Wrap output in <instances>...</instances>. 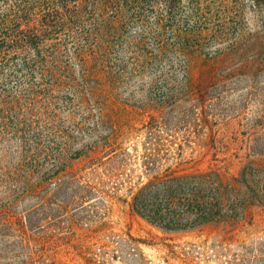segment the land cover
<instances>
[{"label": "rangeland", "instance_id": "rangeland-1", "mask_svg": "<svg viewBox=\"0 0 264 264\" xmlns=\"http://www.w3.org/2000/svg\"><path fill=\"white\" fill-rule=\"evenodd\" d=\"M106 142L124 153L123 188L139 180L149 148L169 151L161 163L180 174L236 176L249 148L264 151V6L0 0V264H83L55 236L80 219L89 226L103 205L109 231L93 241L98 264H237L242 247L264 238V204L235 226L177 233L111 199L93 196L76 211L67 174L101 157ZM34 209L29 238L7 227Z\"/></svg>", "mask_w": 264, "mask_h": 264}, {"label": "trees", "instance_id": "trees-1", "mask_svg": "<svg viewBox=\"0 0 264 264\" xmlns=\"http://www.w3.org/2000/svg\"><path fill=\"white\" fill-rule=\"evenodd\" d=\"M254 2L259 7L264 6V0H254ZM115 9L119 10L118 5ZM33 42L40 43L39 40ZM145 130L148 143L153 145L152 140L156 141V133H153V129ZM105 145L108 149L101 157L89 159L79 172L67 174L69 180L77 186L74 195L77 201L74 205L79 213L87 212L84 203L93 196L96 201L111 199L128 205L148 224L164 232L177 233L190 232L209 225L235 226L244 220L249 207L264 204V151L262 150L249 148V152L245 155V163L238 174L228 176L214 169L180 174L182 169H179L178 165L173 167L171 164L161 163L162 160H168L169 151L144 149L140 154L139 180L135 182L128 180L126 187L123 188V183H118L116 177L123 167L124 153L113 148L108 142ZM175 155L179 160L182 151L178 149ZM82 156L89 158L88 152H85V154H76L71 160ZM20 160L22 163L15 168L18 173L24 172L26 166L24 160ZM121 190H124L123 195H119ZM101 209L103 213L97 214V219L89 226L82 225L80 219L75 231L70 232L67 237L55 236L56 242L53 243L62 245L61 241L69 245L83 264H98L92 249L97 244L93 241H98L109 231L105 213L108 212L109 207L103 205ZM35 211L37 209L28 211L20 217L15 216L14 221L10 219L7 227L11 229L17 227L20 236L29 238L28 230L31 225L29 217ZM70 237L75 241L72 245L69 243ZM248 247H242L241 253L235 257L237 264H264V238Z\"/></svg>", "mask_w": 264, "mask_h": 264}]
</instances>
